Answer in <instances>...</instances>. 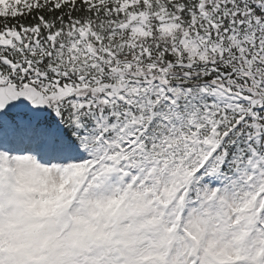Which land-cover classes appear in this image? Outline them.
I'll return each instance as SVG.
<instances>
[{
	"label": "snow or ice",
	"instance_id": "1",
	"mask_svg": "<svg viewBox=\"0 0 264 264\" xmlns=\"http://www.w3.org/2000/svg\"><path fill=\"white\" fill-rule=\"evenodd\" d=\"M0 264H264V0H0Z\"/></svg>",
	"mask_w": 264,
	"mask_h": 264
}]
</instances>
